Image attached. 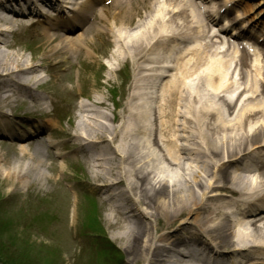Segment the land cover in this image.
<instances>
[{
	"label": "bare ground",
	"instance_id": "1",
	"mask_svg": "<svg viewBox=\"0 0 264 264\" xmlns=\"http://www.w3.org/2000/svg\"><path fill=\"white\" fill-rule=\"evenodd\" d=\"M165 1L169 17L175 16L185 23L186 19H191L196 13L197 18L199 16L204 22L207 20L206 23L211 28L214 26L215 18L210 15L211 7L207 6L208 12L203 16L204 19L193 2ZM30 2L32 14L39 13L36 8L37 0ZM101 2L103 1L100 0ZM213 2L217 5L215 13L225 5L234 3L227 13L236 9V16L216 29L212 28L211 35L207 36L209 42L205 46L206 51L222 50L220 58L215 51L214 56L209 58L201 54L202 50H198L206 58V63L203 58H197V65H204V69L199 71L194 65L192 69L204 76L201 81L206 84V93L211 94L213 99L206 96L205 105L204 98L198 96L195 109L185 111L188 114L190 111V115L181 116L182 124H178L175 119L174 100L177 93L171 87L163 91V104L156 105L157 124L152 123L147 111L142 108L139 102L141 94L138 91L130 94L117 127L103 122L96 127L81 118L75 122L74 133L65 130L58 133L54 130L56 122L51 119L37 123L39 127L49 131L51 136L61 134L73 139L70 147L85 152L89 158L96 193L102 195L105 201L115 204L108 209L107 224L115 232L114 240L122 242L129 264H225L221 259L227 254L233 257L235 254L239 255V252H250L253 249L264 251V226L256 225L264 219V199L261 198L264 195V166L261 167L264 164V120H257L264 116V82L263 88L259 86L261 89H258L255 81L257 76L264 77V49L260 53L263 55L262 61L257 56L249 62V56H236L237 52H233L231 46L219 36L232 24V35H248L245 32L251 30L253 35L261 37L256 35L260 32L259 29L256 33L254 29L258 24L264 30V0L249 6L248 12L242 13L240 8L245 6L246 0H205L209 5H213ZM114 5L125 7L124 0H115ZM254 7H259V12L252 19L243 18L253 12ZM18 8L19 16L23 15L24 12H20L23 5L20 4ZM62 8L66 9L64 6ZM0 10L6 8L0 5ZM83 10L90 11V3L85 2L80 8H74L71 16L69 12L64 13V18L61 15L51 17L52 14H41L42 20L38 21H44V24L37 37L46 49L43 62H49L60 54L65 60L78 58L81 52H84L86 58H91L90 44L93 37L88 35L99 34L105 29L103 23L109 25L112 31L114 25L111 24L114 22L110 19H115L120 14L117 12L108 17L106 13L109 8L100 7L95 19L91 21L90 17L95 10L86 18L87 12L83 14ZM14 17L0 14V36H4L7 29H13L16 25L18 20ZM96 19L102 21L100 25L95 24ZM242 19L246 23L238 27ZM86 24H89L87 29L84 28ZM122 25L117 26L114 31L115 39H123L127 49L134 51L133 55L139 57L145 48L152 45L154 38L151 39V34H147V30L143 31L142 28L125 32ZM189 25L198 27L196 21ZM77 29L81 33L73 36ZM197 32L201 34L203 28ZM251 34L249 38L252 39ZM194 44L196 47L201 46L197 41ZM178 45L169 49L171 55ZM6 47L8 50L11 48L10 45ZM164 54L167 55L166 52ZM116 55L109 62L110 65L121 57ZM232 64L234 68L231 71ZM37 66L33 64V59L20 61L17 54L11 55L0 50V103L3 106L10 104L13 99L21 98L31 86L41 84ZM65 80L69 81L68 76ZM59 81L61 83L62 79L59 78ZM185 89L183 88L184 91ZM27 98L39 106V99L31 96ZM94 103L102 105L100 101ZM240 104L235 117L230 118L236 109L234 106L238 107ZM42 109L45 110L44 105ZM103 119L109 120L105 116ZM178 130L189 138L178 135ZM0 135H15L17 141L21 142L25 134L18 130L16 121L1 114ZM188 141H192L196 148L183 143ZM54 146V143H48V147ZM18 150L19 157L11 161L5 160L0 153V179L10 192L44 180L41 166L45 157L40 156L35 160L37 151L33 150L31 153L22 145ZM255 150L259 152L260 158L259 155L255 157L259 174L254 183L240 175L228 174L226 169L230 163ZM161 163L165 166H161ZM188 163H201L205 167L208 175L206 184L201 183L196 173H193L192 183L186 179L185 175L191 166ZM223 192L238 193L243 198L241 205L247 206L246 213L249 217H255L250 220L251 224L244 225L236 219H231L233 226L228 224L231 214H236L241 209L238 201L222 199ZM256 205L254 210L253 206ZM157 232L158 235L155 236ZM194 256L198 259L195 260ZM254 259L246 257L231 264H254Z\"/></svg>",
	"mask_w": 264,
	"mask_h": 264
},
{
	"label": "rangeland",
	"instance_id": "2",
	"mask_svg": "<svg viewBox=\"0 0 264 264\" xmlns=\"http://www.w3.org/2000/svg\"><path fill=\"white\" fill-rule=\"evenodd\" d=\"M130 8L134 12L139 11L136 5H132ZM145 10H147V8ZM146 21L147 25L141 28H143V31L147 30L152 33L157 31V25L161 26L162 28H164L166 25L168 29H176L178 24L182 22L180 19L179 23H177V21L169 20H164L165 22H162L159 19L153 18H147ZM157 21L159 22L156 25L155 22ZM183 24L184 25L181 24L179 27L181 34L188 36V34L195 33V28L190 27L189 24L186 25V22ZM129 26L131 30H134V28L138 25L136 22H132ZM0 40H3L1 36ZM111 40H113V38L110 36H105L102 39L103 52L98 54L96 58L101 59L102 56H106L108 50L112 47ZM25 42H29V40H25ZM99 44H101V39L96 40V45ZM0 50L11 55L13 53L17 54L20 61H28L32 57L25 48H15L13 50H8L6 47H4V45L0 44ZM93 61L95 62L94 66L100 65L99 74L97 75V78L94 79L97 83L96 87L93 86L95 83L94 81L92 82V76L88 77V75L85 73L82 75V81L78 83H82L84 86L87 84L85 87H80L85 90V94H88V98H91L92 100L95 99L97 101H108L106 102L104 108L95 106L92 108L93 111L98 113L94 114L93 112V115L90 114V116L95 118V121H92L91 123L93 125L96 124L94 125L96 127L97 124L100 125L99 121L110 125L111 122H105L103 120V116L110 118L111 113L115 114V111H113V107L111 105V102H113L112 100H114L112 91L116 90L115 93L118 95V101H115L122 104L126 87L125 84H121L119 80L116 81L115 77H113L112 81L109 82L106 78L107 66L105 64L101 65L99 61L95 59H93ZM91 69L92 68L89 70ZM190 71L193 73L192 70ZM99 78H102V81H100L101 83L98 82ZM111 78L112 77H110L109 80H111ZM104 82H106L107 85H105ZM98 85H100V87H98ZM187 91H189L188 88H186L185 91L181 93V100L179 101V110L182 113L189 109L194 110L196 104L198 105L197 100L199 98L202 99L203 97L204 103L206 105V90H204L203 87L197 86L195 83L194 91L190 94H188ZM0 109H4V111L8 113L19 116L28 115L32 112L28 105L25 103L22 104V102H13L5 106L0 103ZM238 109L239 107L237 110ZM231 117H235V115H232ZM259 118L260 119H257L258 122H262L264 120V116ZM116 120L117 119H115V121ZM60 123L62 124L63 129L66 130L69 128L70 130H73L71 124L66 125L63 120H61ZM115 124L113 125L117 127ZM180 134L186 138H189L187 134ZM183 143L189 145L190 147L196 148L192 141ZM10 144L11 143H8L4 140L0 141V153L3 155L5 160L9 161L14 159L18 154L17 148L12 147ZM247 156L248 153L240 158V162H242L241 164L244 168L249 166V160ZM204 159L207 160L206 157H204ZM161 166H165V164L161 163ZM237 167L239 168V164ZM227 169L228 173L235 171V168ZM69 172H66L64 175L66 178L64 183L59 184L58 182H55L56 185L44 190L37 189V187L32 186L29 187L27 191H25L24 188H17L15 191L10 192L6 189L3 180L0 179V247H2V249L5 251L4 256L0 253V264H9L5 259V256L9 255L15 259H18L15 264H100L104 261L103 258L100 257L101 255L98 254L101 243L100 237L92 236L90 231H87L83 227L86 219V213L84 212H86L87 205L89 204V201L87 202L86 199L89 198H84L83 196L78 198V194L76 195L73 187L68 184V182H72L79 188L88 186L91 182H94V173L91 172L90 169L85 165H80V167L77 168V171H74L77 172L78 177H74L72 175L73 173ZM193 173H196L195 175L199 177L201 183L206 184L208 175L206 173L205 167L201 166V163L191 164L189 171L185 175L186 179L191 183ZM241 175L245 179L253 180V183L258 176L257 173L244 172H241ZM78 179L80 181L74 182ZM55 180L56 178H54V181ZM211 183H213L212 180ZM41 187L45 188L43 185ZM36 190L41 191L30 193L31 191ZM207 192H209V190ZM208 194L209 193H207V195ZM228 195L230 194H227L226 198H228ZM75 198V208H72V202L75 200ZM94 203L98 208V215L95 216V218L100 223L99 231L103 233L104 240H106L108 243L107 245H110L111 247L113 246L115 249H117V251H119L122 257L121 264H129L128 257L124 251L122 242L117 239L114 240L115 232L107 224L108 214L105 212L107 209V204L105 202L102 204L98 200H96ZM73 210L74 216L72 217ZM32 213H34L33 215L37 216L28 218L27 215ZM40 214L41 216H39ZM245 216L247 215H241V217L238 216V218L243 220L242 218H246ZM38 218H40V220L36 221ZM156 235H158V233H156ZM21 238L27 240V243L31 244L33 247H28V249L24 248V246H27L24 245V240ZM261 256L264 257L263 254H261Z\"/></svg>",
	"mask_w": 264,
	"mask_h": 264
},
{
	"label": "trees",
	"instance_id": "3",
	"mask_svg": "<svg viewBox=\"0 0 264 264\" xmlns=\"http://www.w3.org/2000/svg\"><path fill=\"white\" fill-rule=\"evenodd\" d=\"M27 247H29V246H27ZM26 247V248H27ZM28 249V248H27ZM27 249H26V251H27ZM4 250L2 249V247H0V253H1V255H3L4 256ZM5 259L8 261V263L10 264H15V262L16 261H18V259H15L14 257H12V256H5ZM20 259V258H19Z\"/></svg>",
	"mask_w": 264,
	"mask_h": 264
}]
</instances>
